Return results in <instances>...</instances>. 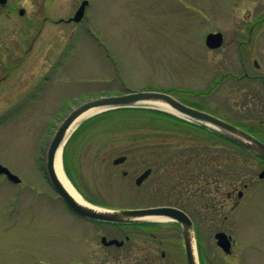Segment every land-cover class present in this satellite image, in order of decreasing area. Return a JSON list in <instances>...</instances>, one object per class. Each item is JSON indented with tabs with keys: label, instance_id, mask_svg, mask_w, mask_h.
Wrapping results in <instances>:
<instances>
[{
	"label": "rangeland",
	"instance_id": "374dc122",
	"mask_svg": "<svg viewBox=\"0 0 264 264\" xmlns=\"http://www.w3.org/2000/svg\"><path fill=\"white\" fill-rule=\"evenodd\" d=\"M82 1L0 3V165L22 180L0 175V264H70L73 237L89 247L74 262L123 263L121 251L98 245L105 251L94 252L95 229L67 210L44 174L57 128L90 98L166 92L264 141L262 83L221 81L241 74L238 39L254 24V42L244 49L264 71V0H87L84 19L69 21ZM210 32L224 35L220 48L207 47ZM135 108L187 119L154 104ZM139 113L102 109L79 122L62 154L75 189L109 208L173 201L195 218L199 264V241L203 264H264V162L202 129L168 120L151 126L153 116ZM191 144L201 153L188 159ZM121 156L127 161L114 166ZM149 167L155 171L138 187ZM218 232L233 238L231 254L218 247Z\"/></svg>",
	"mask_w": 264,
	"mask_h": 264
},
{
	"label": "water",
	"instance_id": "95a60500",
	"mask_svg": "<svg viewBox=\"0 0 264 264\" xmlns=\"http://www.w3.org/2000/svg\"><path fill=\"white\" fill-rule=\"evenodd\" d=\"M2 4L6 3V0H0ZM88 1H83L80 8L76 12L75 16L71 19L78 23L80 22L86 11ZM20 14H24V10L20 11ZM221 34H210L207 37V44L211 48H218L221 45ZM163 103L168 105L173 112L180 114L185 118L203 124L210 129L221 133L228 139L239 144L243 148L258 155L264 160V143L254 138L245 131L214 117L210 114L201 112L197 109L184 105L173 96L158 91H141L131 92L124 95L99 97L96 99H90L85 103L75 107L61 122L57 128L52 140L50 141L46 154H45V172L47 178L60 198L77 214L90 219L108 221V222H126L131 220H139L147 217H163L172 220H176L182 223L183 233L185 240L186 253L188 258V264H197L196 257L194 255V232L193 223L188 215L177 208H150V209H138V210H107L96 209L90 206H86L80 203L72 196L67 190L64 184L60 181L56 169L55 161L58 150L64 142L66 135L75 121L85 112L90 109H117L135 107L144 104ZM68 141V140H67ZM126 160L125 156L119 157L113 161L115 166L122 164ZM0 174H5L11 181L19 183L20 179L13 175L7 168L0 165ZM151 174V170L145 171L137 180V185H141ZM260 178H264V171L259 175ZM242 193H240V196ZM95 207V206H94ZM218 246L227 254L231 253L232 237L223 232H219L215 236ZM115 242V241H113ZM112 244V243H110Z\"/></svg>",
	"mask_w": 264,
	"mask_h": 264
},
{
	"label": "flooded vegetation",
	"instance_id": "af4514ba",
	"mask_svg": "<svg viewBox=\"0 0 264 264\" xmlns=\"http://www.w3.org/2000/svg\"><path fill=\"white\" fill-rule=\"evenodd\" d=\"M256 26L257 24L250 25L246 33L238 39L237 53H238L239 61L241 62V69H242L241 74L234 75L232 73H229L224 77H222L221 80L223 82L224 80L226 81L230 78L233 79L235 78L238 84H245L247 82H253V83L255 82L256 84L261 82L263 86L259 90H261V95L264 96V71L262 72V65L259 62L260 60L254 58L252 60V64H251L252 66H251L248 61V56H249L248 51L244 49L245 47H251L252 43L254 42L253 41L255 38L254 29ZM252 69L254 70L253 72L251 71ZM261 124H262L261 127H264V121H262ZM203 133H206V130H203ZM186 147L190 148L191 151H188L187 153L188 155H185V158L189 159V158H194L195 156L199 157L201 152H197V153L194 152L195 149L199 150L200 148L199 146L196 147L191 144V145H187ZM208 147L209 146H205L206 149ZM206 149H203L202 152H206L205 151ZM166 158H168L167 155ZM205 158L207 159L209 157L205 156ZM205 158L204 160L206 163ZM160 164L162 166L165 165L167 167L169 163L168 161H164V162H160ZM149 169L152 170L151 173L152 176L155 169L153 167H149ZM127 175H128L127 173L124 174V176ZM149 178L143 184H145L149 180ZM206 186H208V183ZM163 207H169V208L173 207L182 210L193 221L194 227L196 229V221L194 216L191 215L188 211H186L182 207L178 206L177 203L176 204L173 203V201H171L170 203H159L151 207L127 208V209H148V208H163ZM68 211L71 212V214H74L75 218H77L78 221L81 220L80 223L82 226H84V228H91L93 230L95 229V231L92 232L91 234L92 237L90 238L91 240H93L95 245L94 252L97 253L98 251H105L106 249L108 251L122 252L123 263H119V264H188V259L185 249L183 225L179 221L176 220L155 221V220L141 219V220H131L127 222H121V223H113V222L84 218L82 216L75 214L70 209ZM77 223L78 222H74L73 225H77ZM195 233L200 234L199 228H197V231L195 230ZM81 238L83 237L72 238V240L78 243H73L76 245L75 248H68L69 250H72L75 254L74 257H70V259L73 260L70 264H78L74 261L75 260L79 261V259H84L85 257H87V254L89 253L88 250L89 247H86L85 246L86 243H83V241L81 242ZM111 241H117V243L109 244ZM98 245L102 246L103 249L105 250L99 249L97 247ZM104 259L105 258L97 259V263L95 264H104V263L111 264L108 262H102ZM205 260H206L205 257H203L204 262ZM80 264H85V263H80Z\"/></svg>",
	"mask_w": 264,
	"mask_h": 264
},
{
	"label": "bare ground",
	"instance_id": "6f19581e",
	"mask_svg": "<svg viewBox=\"0 0 264 264\" xmlns=\"http://www.w3.org/2000/svg\"><path fill=\"white\" fill-rule=\"evenodd\" d=\"M155 106H159L160 108L162 109H165L167 111H171V108L166 105V104H163V103H155ZM102 109H90L89 111L85 112L84 114H82L76 121L75 123L72 125V127L69 129L67 135H66V138L64 140V142L62 143V145L60 146L59 150H58V153H57V156H56V161H55V169H56V172H57V175L60 179V181L64 184V186L67 188V190L72 194V196H74V198L76 200H78L80 203L86 205V206H90L92 208H96V209H99L100 208H97V207H94L93 205H91L89 202H87L81 195V193H79L75 187L71 184V182L68 180L67 176L65 175L64 173V170H63V162H62V157H63V148L65 146V143L66 141L68 140L69 136L71 135V133L74 131V129L76 128V126L79 124L80 121H82L83 119H85L86 117L92 115V114H95L99 111H101ZM148 220H155V221H167L165 218L163 217H148L146 218ZM170 221V220H169ZM193 244H194V255L196 257V260H197V264L198 263V259H197V254H196V247H195V242L193 241Z\"/></svg>",
	"mask_w": 264,
	"mask_h": 264
},
{
	"label": "trees",
	"instance_id": "16d2710c",
	"mask_svg": "<svg viewBox=\"0 0 264 264\" xmlns=\"http://www.w3.org/2000/svg\"><path fill=\"white\" fill-rule=\"evenodd\" d=\"M115 110H120L121 112L123 111V113H135V112H137V113H141V114H144L145 116L146 115H151V116H153L152 117V120H150L149 122H151L153 125H151V126H154V125H157V123L158 122H160V121H166V120H168V121H171V123L174 125L175 124V126H176V124L178 123V124H180V125H182V126H184V127H186V129H190V128H192L193 130H195V128H193L190 124H188L187 122H185V121H183V120H181V119H179L178 117H176V116H174V115H172V114H169V113H165V112H161V111H157V110H147V111H139L137 108H120V109H115ZM139 113V114H140ZM172 125V126H173ZM163 126H165V125H163ZM168 127V126H167ZM157 131V130H156ZM184 131H186V130H184ZM190 131V130H189ZM188 131V132H189ZM140 132V131H139ZM213 138H215L216 140H218V141H223V143H225L226 145H233V146H236L234 143H232L231 141H229V140H225L223 137H222V135H220V134H218V133H216V132H213V131H211L210 133H209ZM157 136H152V137H149V138H151V139H153V138H156ZM153 144H155V145H157L158 143L154 140L153 141ZM155 149H157V147H155ZM86 199H88V201H90V202H92V203H94V204H97V205H101V206H105L101 201H99V200H95V199H93V198H89V197H85Z\"/></svg>",
	"mask_w": 264,
	"mask_h": 264
}]
</instances>
